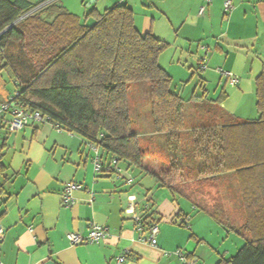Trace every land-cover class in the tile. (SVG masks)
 Listing matches in <instances>:
<instances>
[{"label": "crops", "instance_id": "obj_1", "mask_svg": "<svg viewBox=\"0 0 264 264\" xmlns=\"http://www.w3.org/2000/svg\"><path fill=\"white\" fill-rule=\"evenodd\" d=\"M26 1H56L72 14L76 3L82 4L84 17L91 10L102 14L126 4L141 35L151 34L168 44L159 63L164 61L166 67L162 68L172 81L178 73H173L174 69L181 63L189 66L183 78L192 74L190 69L205 65L200 77L205 97L214 107L239 120L258 117L255 82L264 71V0H232L229 13L224 12V0L209 4L205 0ZM203 6L205 11L199 14ZM232 80L236 83L231 84ZM189 88L185 86L181 93ZM14 90L13 82L1 71L0 104ZM147 134L153 144L165 136L150 128ZM95 156L103 167L112 168L110 156L101 149L77 135L58 132L51 124L16 132L0 126V221L4 229L0 264H183L174 255L178 249L191 264H217L220 259L233 258L245 246L246 234L227 230L175 190L162 187L157 173L146 164L138 170L117 163L118 179L111 169L96 172ZM151 160L157 161L148 158ZM129 179L132 182L128 185ZM71 182L81 189L71 193L73 204L66 205L62 203L65 186ZM179 185L183 187L185 182ZM190 185L191 189H201L199 182ZM217 189L228 224L241 228L244 215L240 201L229 197L227 184L221 183ZM216 192L213 187L205 189L212 203L219 201ZM129 196L136 197L137 215H142L143 206L148 205L149 216L158 225L155 246L143 241L132 216L126 213ZM91 224L107 229L105 241L88 245L68 242V233L84 236ZM119 257L123 258L121 263H117Z\"/></svg>", "mask_w": 264, "mask_h": 264}, {"label": "trees", "instance_id": "obj_2", "mask_svg": "<svg viewBox=\"0 0 264 264\" xmlns=\"http://www.w3.org/2000/svg\"><path fill=\"white\" fill-rule=\"evenodd\" d=\"M167 48L166 42L137 31L126 4L102 14L91 10L81 19L56 1L0 0V72L5 71L14 84L10 97L25 110L48 117L47 124L81 137L111 161L124 163L126 169L143 170L145 158L131 129L129 84L149 83L151 131L177 146L187 129L185 102L206 98L197 74L200 66L184 83L193 80L190 95L171 91L172 78L159 65ZM255 94L254 120L195 104L206 118L190 126L192 150H176L174 165L155 175L162 187L175 190L227 230L249 237L233 258L217 264H264V71L255 82ZM2 168L0 163V173ZM180 182L185 185L180 187ZM193 182L201 189H191ZM221 183L239 195L244 215L239 229L228 224L217 189ZM212 187L219 199L213 203L205 194ZM146 220L153 221L151 216Z\"/></svg>", "mask_w": 264, "mask_h": 264}, {"label": "rangeland", "instance_id": "obj_3", "mask_svg": "<svg viewBox=\"0 0 264 264\" xmlns=\"http://www.w3.org/2000/svg\"><path fill=\"white\" fill-rule=\"evenodd\" d=\"M72 10V9H71ZM74 10H79L74 11ZM74 10L72 12L76 15H78L79 18L84 19L85 14V6L84 5H75ZM94 18H89L87 21L89 25L93 23ZM161 67H166L164 61H161L159 63ZM189 66H186L184 63H181L178 65V67H175L177 69H174L173 73H177V77L173 79V84L171 86V91L174 93H179L181 90H184L185 82L188 81L190 75H188L186 78L181 77L182 74L184 76L187 73V69ZM167 68H169L167 66ZM190 73H193V69H190ZM195 72V71H194ZM202 72L198 71V75H202ZM183 78V79H181ZM181 80V81H180ZM183 80V81H182ZM185 80V81H184ZM192 84V83H190ZM190 86L188 91H185L184 93H181L184 95H190L191 94V87ZM128 100H129V106H130V120H131V129L134 130V132L139 137V141L142 146V152L145 156L144 158V165L146 164L147 168L152 171L156 172L157 174H160V172L167 171L170 166L174 165L175 158H178V154H176V150H183V151H191L192 150V129L191 124L193 122H199L206 118V114L197 109L198 107H195V104L197 105H212L209 102V99H198V100H191L187 101L184 104V115H185V122L187 129H185L181 133V143L179 146H177V143L166 140L164 137L159 139V142L152 143L150 141L149 135L147 134L149 132V128L151 130L152 127V118H151V111H150V100H149V83L148 82H139V83H131L128 85ZM214 106V105H213ZM208 108V106H207ZM139 133L142 135H139ZM155 158L157 161H150L148 162V158ZM229 197H231L235 201H239V195L237 194L236 190L229 188ZM228 244V243H226ZM230 246L233 245V240L229 241Z\"/></svg>", "mask_w": 264, "mask_h": 264}, {"label": "built area", "instance_id": "obj_4", "mask_svg": "<svg viewBox=\"0 0 264 264\" xmlns=\"http://www.w3.org/2000/svg\"><path fill=\"white\" fill-rule=\"evenodd\" d=\"M206 4H209L211 0H205ZM205 7L200 8L199 14H203L205 11ZM223 9L225 13H229L233 9L232 0H224L223 1ZM202 70L205 69V65L202 66ZM222 75H227L222 71H219ZM231 84L236 83L235 80L231 81ZM16 96V94H14ZM49 118L43 116L39 112H29L25 110L21 105H18L14 102L13 97L8 98L7 101L0 104V126L4 125L12 131H20L26 127L36 125V124H47L49 123ZM55 129L60 132L58 126H54ZM97 149L96 146L92 145ZM112 168L103 167L101 160L95 156L93 160L94 169L96 172H110V169L114 174L117 175L118 179L120 178V169L117 168V163L115 161H111ZM131 180H127L126 183L131 184ZM81 189V185L76 183H68L65 186V195L63 196V204H73V198L71 197V193L73 191H77ZM128 201L130 203L129 208L126 210V213L132 216L135 228L143 235V241L151 246L156 245V237L158 234V225L155 221H147L146 219L149 216V207L147 204L143 206L142 215H137L134 210V203L136 202L135 196H129ZM4 229L2 227L0 221V243L3 240ZM108 237V231L105 227L91 224L86 235L82 236L76 233H68L66 235V239L71 245H88V244H99L105 241ZM174 255L178 258V260L183 264H191L188 261L186 254L180 249L174 252ZM123 258H117V263H121Z\"/></svg>", "mask_w": 264, "mask_h": 264}]
</instances>
